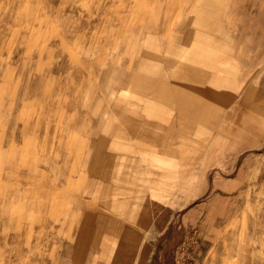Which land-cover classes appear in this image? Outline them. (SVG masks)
Segmentation results:
<instances>
[{"label":"rangeland","instance_id":"1","mask_svg":"<svg viewBox=\"0 0 264 264\" xmlns=\"http://www.w3.org/2000/svg\"><path fill=\"white\" fill-rule=\"evenodd\" d=\"M262 189L264 0H0V264H264Z\"/></svg>","mask_w":264,"mask_h":264},{"label":"crops","instance_id":"2","mask_svg":"<svg viewBox=\"0 0 264 264\" xmlns=\"http://www.w3.org/2000/svg\"><path fill=\"white\" fill-rule=\"evenodd\" d=\"M260 196H264V189L261 190V194ZM262 207H263V203L261 204V208H259V212L257 214H255L253 217L254 219H259L257 220V222L259 221V224H257L256 226H254V228H252V232L253 234H255L254 239V243H255V252L258 253L259 255L261 254V250L258 251L259 249H261V238L264 235V212L262 211ZM249 216V214H248ZM247 235L250 233L248 232V230H246ZM247 239H249L248 236H246Z\"/></svg>","mask_w":264,"mask_h":264},{"label":"bare ground","instance_id":"3","mask_svg":"<svg viewBox=\"0 0 264 264\" xmlns=\"http://www.w3.org/2000/svg\"><path fill=\"white\" fill-rule=\"evenodd\" d=\"M135 47V46H134ZM183 80V79H182ZM200 88V87H199ZM193 89V88H192ZM201 92V91H200ZM205 99V98H204ZM203 105V104H202ZM113 127V126H112Z\"/></svg>","mask_w":264,"mask_h":264}]
</instances>
